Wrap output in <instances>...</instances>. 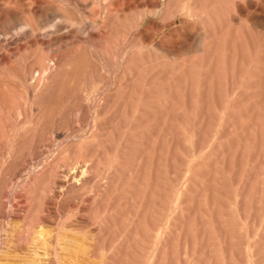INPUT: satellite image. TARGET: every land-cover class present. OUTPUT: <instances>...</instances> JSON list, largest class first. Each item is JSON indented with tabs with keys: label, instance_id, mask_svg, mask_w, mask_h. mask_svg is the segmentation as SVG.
Returning <instances> with one entry per match:
<instances>
[{
	"label": "rangeland",
	"instance_id": "obj_1",
	"mask_svg": "<svg viewBox=\"0 0 264 264\" xmlns=\"http://www.w3.org/2000/svg\"><path fill=\"white\" fill-rule=\"evenodd\" d=\"M3 1L0 264L29 230L62 237L40 264H264V21L219 11L168 52L126 37L134 12L108 38L119 0Z\"/></svg>",
	"mask_w": 264,
	"mask_h": 264
},
{
	"label": "bare ground",
	"instance_id": "obj_2",
	"mask_svg": "<svg viewBox=\"0 0 264 264\" xmlns=\"http://www.w3.org/2000/svg\"><path fill=\"white\" fill-rule=\"evenodd\" d=\"M8 1V2H7ZM18 1V0H17ZM5 3H9L11 1L6 0L3 1ZM19 2V1H18ZM163 2H165V0H163ZM12 3V2H11ZM21 3V2H20ZM24 3V2H23ZM244 5H242V4ZM3 4V3H2ZM18 4V3H17ZM15 5V4H14ZM119 7L115 10L118 14H116V16H112L110 14H108V38H111L112 36V28H113V19L120 17V13L123 11H128L129 13L132 14H139L138 17V22L135 25H129V29L126 31V37L127 36H136V37H140L142 38L143 42H147L149 45L154 46L156 49L159 50H165V51H177L178 49H182L185 46V41H183L184 36L186 35V38H188L190 35H188L189 31L191 30V27L193 26L192 22L195 23L196 26H200V23H198L199 21H202V26L206 25L208 23H211L212 21V16L216 15L217 12L222 11L225 13H229L228 14V18H233V21L237 20V17L235 16L234 18V12H237L238 14H240L239 16H242L245 18L244 22H246L247 24H249V26H252L257 20H263L264 21V7H260L255 5L253 0H244V3L240 0H169L168 5L164 6V3L161 5L160 1L158 0H119L118 4ZM221 5H223V8L221 7L219 10L217 8H219ZM2 6V5H1ZM8 6V5H7ZM24 6V5H22ZM4 7V5H3ZM6 7V6H5ZM12 7V6H11ZM41 7H37L33 6L31 7L29 10L30 11H34L36 14H38L39 12H41ZM217 9V10H216ZM134 12V13H133ZM221 13V12H220ZM224 13V14H225ZM5 14V13H4ZM113 14V13H112ZM115 14V13H114ZM110 15V16H109ZM158 16V17H162L163 19L167 20V23H165L164 26L157 24L155 21H151L149 23V27L148 29H152V28H157V29H163L166 27H172L173 29L162 38L161 41L159 42H155L154 39H152L150 37L147 36L148 35V29H144L143 25H145V23L149 20L150 16ZM5 16V15H4ZM204 18V20L202 19ZM220 19V18H218ZM237 22V21H236ZM178 23L180 24V26H177ZM233 24V23H232ZM25 25V24H24ZM234 25V24H233ZM135 27L134 30H132ZM247 28V27H246ZM229 29V28H228ZM204 30V29H203ZM199 31V30H198ZM123 34V30L121 31ZM191 33V32H190ZM188 36V37H187ZM237 36V35H236ZM185 38V40H187ZM192 38V37H191ZM196 41V40H195ZM240 41V40H239ZM190 42V41H189ZM189 44V43H188ZM239 45V44H238ZM120 52V50H117L116 55H118ZM60 65L58 67H54L53 72L50 76L42 79L41 81L49 83V84H45L42 87V92L40 94V99H39V103L40 102H45L47 103V101H49V98L47 97L48 93L50 92V88L49 85H51L52 83H56V78H59V74L61 73L60 71ZM48 74H46L45 76H47ZM230 104V103H229ZM235 105V104H234ZM233 106V105H231ZM230 106V107H231ZM34 121L36 122V124L31 127L30 129L33 131H36L39 127V121L40 119H34ZM55 128V127H53ZM79 165V164H77ZM76 166V165H75ZM88 167V166H87ZM87 167H76L75 169H73V172L69 171L66 175L70 177L71 182L73 183L74 186V182H76L78 180V177L83 173L84 168ZM82 168V169H81ZM89 170V169H88ZM66 173V172H65ZM70 173V174H69ZM84 176V174H82ZM79 177V179H80ZM83 178V177H82ZM65 179V178H64ZM84 179V178H83ZM60 180V179H59ZM63 180V179H62ZM70 181V180H69ZM81 181V179L79 180ZM78 181V182H79ZM64 183V182H63ZM67 185V184H66ZM71 185V184H70ZM68 185V186H70ZM78 186V184H76V187ZM63 187V185H62ZM72 188V185L70 186ZM68 188V187H67ZM71 188H69L70 190H72ZM75 188V187H74ZM74 190V189H73ZM72 190V191H73ZM71 192V191H70ZM42 215V214H41ZM44 217V215H43ZM42 218V217H41ZM48 219V218H47ZM45 218V220H47ZM41 222V221H40ZM49 222V221H48ZM24 224V223H23ZM22 224V225H23ZM36 223H34L35 225ZM39 224V223H38ZM74 224V223H73ZM37 225V224H36ZM35 225V228L33 226L34 229L37 228V226ZM41 225H43V223H41ZM40 227V226H39ZM74 227V226H73ZM8 229V228H7ZM33 229V230H34ZM24 230V229H23ZM40 230V229H39ZM56 231V230H55ZM54 231V233H55ZM59 231V230H58ZM9 232V231H7ZM11 232V231H10ZM18 232V230H17ZM21 232V231H20ZM29 231H22V236L24 238H22V236L19 235L18 239H25L26 240V244H29V241H31V243L29 245H26L30 248V250L33 253L32 258L29 259L30 263L29 264H40V263H50V258L49 261L47 259V261H43L41 262V259H45V258H41L42 254L40 253H44V252H39V250L42 249L45 250L44 254H49V251L51 252V254L53 253L55 254H59V248L57 247L58 242H59V238H62L61 236H53L51 237V239L46 238L47 240H42L39 239L41 236L39 235V231L35 230L32 234L29 233ZM32 232V231H31ZM14 233V232H13ZM43 233V232H42ZM12 234V233H11ZM20 234V233H19ZM34 234L35 237H32ZM38 234V235H37ZM56 234V233H55ZM58 234V233H57ZM17 235V234H16ZM32 235V236H31ZM44 235V234H43ZM51 235V234H50ZM53 235V234H52ZM63 235V234H61ZM18 236V235H17ZM64 236V235H63ZM9 237V236H8ZM12 237V236H11ZM16 237V236H15ZM46 237V236H45ZM44 238V237H43ZM1 239V238H0ZM30 239V240H29ZM45 239V238H44ZM3 240V239H2ZM12 240V239H11ZM5 241V240H3ZM9 241V240H8ZM7 241V243H9ZM19 241V240H18ZM17 241V242H18ZM13 243V241H11ZM21 244L24 241H20ZM20 242H18L16 245H18ZM32 242H34L32 244ZM2 243V242H0ZM9 243V244H12ZM6 244V243H3ZM20 244V245H21ZM31 245V246H30ZM60 245V244H59ZM5 248H7L6 245ZM9 246V245H8ZM13 246V244H12ZM19 246V245H18ZM22 246L25 247V244L23 243ZM19 246V247H22ZM11 247V246H9ZM16 247V246H15ZM17 247V248H19ZM23 247V248H24ZM48 247V248H46ZM3 248V247H2ZM12 248V247H11ZM14 248V249H17ZM13 248L11 250H14ZM28 249V248H27ZM6 250V249H5ZM10 250V249H9ZM11 250L9 252H11ZM28 250V251H30ZM20 251V249L18 250ZM27 251V252H28ZM4 252V250H3ZM8 252V251H7ZM13 252V251H12ZM17 252V251H16ZM21 252H25L22 250ZM76 252V250H75ZM4 254V253H3ZM8 254V253H7ZM22 254V253H21ZM28 254L31 256V253L28 252ZM47 254V255H48ZM5 255V254H4ZM9 255V254H8ZM25 255V254H24ZM50 255V254H49ZM28 256V255H27ZM1 257V256H0ZM3 257V256H2ZM1 257V258H2ZM22 257V255H20L19 259ZM25 257V256H23ZM22 257V258H23ZM44 257V256H42ZM49 257V256H48ZM71 257V256H70ZM29 258V256H28ZM72 258V257H71ZM25 259V258H24ZM34 259V260H33ZM52 259V258H51ZM1 260V259H0ZM3 260V259H2ZM5 260V259H4ZM46 260V259H45ZM14 261V260H13ZM12 261V263H13ZM18 261V260H17ZM16 260L14 262H17ZM21 261V260H19ZM23 261V260H22ZM27 261V260H26ZM28 261V262H29ZM52 261V260H51ZM1 262V261H0ZM5 262V261H4ZM8 262V260H7ZM53 262V261H52ZM57 262V261H56ZM55 262V263H56ZM3 263V262H2ZM6 263V262H5ZM21 264H26L27 262H20ZM61 263V262H60ZM7 264H11V262H8ZM15 264V263H14ZM19 264V262H18ZM53 264V263H51Z\"/></svg>",
	"mask_w": 264,
	"mask_h": 264
}]
</instances>
